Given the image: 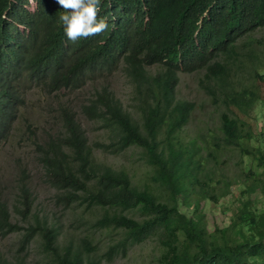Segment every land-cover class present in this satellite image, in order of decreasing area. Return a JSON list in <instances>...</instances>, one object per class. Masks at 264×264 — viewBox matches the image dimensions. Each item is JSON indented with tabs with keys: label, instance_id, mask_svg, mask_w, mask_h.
<instances>
[{
	"label": "trees",
	"instance_id": "16d2710c",
	"mask_svg": "<svg viewBox=\"0 0 264 264\" xmlns=\"http://www.w3.org/2000/svg\"><path fill=\"white\" fill-rule=\"evenodd\" d=\"M101 7L98 15L107 21V30L74 44L60 21L64 9L58 0H0V143L8 138L32 86L47 92L75 89L122 67L133 86L135 109H128L107 85L97 88L80 107L109 128L110 140L92 145L74 108L59 104L61 128L37 143L46 181L66 204L98 207L93 225L121 234L107 246V259L155 236L157 264H264V209L258 210L251 198L241 200L226 225L207 228L201 199L216 196L206 188L198 146L180 136L194 102L175 94L180 70H201L202 87L215 97L220 90L225 105L220 113L223 142L238 145L264 168V148L253 152L241 145L249 137L242 116L260 95L236 87L232 79L238 38L264 27V0H102ZM154 64L160 67L149 70ZM252 70L263 78L264 72ZM134 146L150 166L153 185L136 184L126 168L94 154V147L119 153ZM19 188L29 213L28 187ZM132 209L139 216L127 213ZM34 219L22 233L20 248L39 235L52 264L100 263L89 254L95 249L89 238L81 237L75 246L71 240L59 245L58 227L36 214ZM22 228L0 201V231ZM0 264L25 262L0 255Z\"/></svg>",
	"mask_w": 264,
	"mask_h": 264
},
{
	"label": "rangeland",
	"instance_id": "374dc122",
	"mask_svg": "<svg viewBox=\"0 0 264 264\" xmlns=\"http://www.w3.org/2000/svg\"><path fill=\"white\" fill-rule=\"evenodd\" d=\"M237 45L239 55L235 60L238 66L234 62L233 82L236 87L253 88L260 95L249 114L242 116L249 137H245L241 145L257 152V148H264V74L259 79L253 74L252 68L255 66L258 72H264V27L241 36ZM159 67L158 64L148 66L151 71ZM202 73L201 70H180L175 94L177 98L194 102V108L180 136L185 143L195 141L197 153L202 156L203 177L208 184L206 188L208 193L216 196V200L201 199L207 228L213 231L215 227L228 223L230 215L245 197L251 198L258 210L264 209V168L257 165V159L250 158V154L238 145L231 146L223 142L220 113L225 105L220 100V90H216L215 97L202 87L199 82ZM102 85L112 89L128 109H135L133 86L122 67L88 79L75 89L62 88L47 92L39 86H32L26 91L8 138L0 143V201L9 210L10 220L23 228L6 234L0 231V255L9 259L19 256L25 264H52L42 250L39 235L19 247L25 227L34 223L36 214L40 219L45 218L48 224L58 227L59 245L71 240L75 246L81 237L89 238L95 245L89 254L100 258L99 264H157L160 247L155 236L132 244L124 255L118 253L107 259L104 255L107 246L119 239L121 234L113 227L93 225L95 218L100 215L98 207L85 208L84 204L77 201L66 204L59 197V191L46 181L45 170L39 161L37 143L46 139L48 133L61 128L59 104H69L74 108L92 145L97 140H110L109 128L102 125L100 120L90 118L80 107L82 103H88L95 90ZM94 154L96 159L126 168L136 184L153 185L149 178L150 166L145 162L139 147L127 148L119 153L105 152L94 147ZM21 184L28 187L32 199L29 213L20 194ZM26 213L28 215H24ZM127 213L134 216L140 214L137 209L127 210Z\"/></svg>",
	"mask_w": 264,
	"mask_h": 264
},
{
	"label": "clouds",
	"instance_id": "9594fccd",
	"mask_svg": "<svg viewBox=\"0 0 264 264\" xmlns=\"http://www.w3.org/2000/svg\"><path fill=\"white\" fill-rule=\"evenodd\" d=\"M58 3L64 9L60 21L72 43L101 35L107 30V21L98 15L102 0H58Z\"/></svg>",
	"mask_w": 264,
	"mask_h": 264
}]
</instances>
